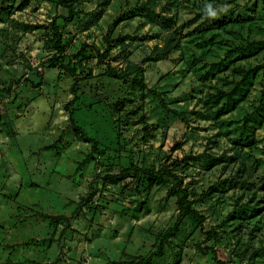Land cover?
Returning a JSON list of instances; mask_svg holds the SVG:
<instances>
[{
  "label": "rangeland",
  "instance_id": "1",
  "mask_svg": "<svg viewBox=\"0 0 264 264\" xmlns=\"http://www.w3.org/2000/svg\"><path fill=\"white\" fill-rule=\"evenodd\" d=\"M58 1L0 0V89H6L0 93V264H125L119 261L150 256L152 264H264V214L240 231L232 226L222 233L232 193L223 202L197 204L207 217L204 229L192 233L185 219L159 254L160 235L178 220L177 197L168 193L175 179L163 172L149 188L141 171V180L128 175L105 181L134 165L146 171L182 165L178 173L200 192L240 154L264 166V125L253 148L233 145L209 116L204 100L211 77L203 75L224 57L233 41L230 30L264 38L263 0H159L179 23L203 5L210 16L227 21L224 38L211 49L196 44L198 21L186 24L181 48L164 61L144 60L164 34L140 15L146 0H112L91 27L82 20L65 23L67 9ZM78 3L96 10L89 0ZM54 22L66 47L57 66ZM261 61L262 54L243 63ZM130 62L143 67L144 91L133 82L134 72L127 79L117 74ZM263 88L260 74L238 116L260 101ZM205 153L213 157L210 169ZM189 154L201 157L185 165ZM45 215H64L70 227L65 218ZM211 228L219 235L205 240ZM238 240L239 247L263 251L255 260L241 259L234 252ZM198 242L216 249L219 259L202 252Z\"/></svg>",
  "mask_w": 264,
  "mask_h": 264
},
{
  "label": "trees",
  "instance_id": "2",
  "mask_svg": "<svg viewBox=\"0 0 264 264\" xmlns=\"http://www.w3.org/2000/svg\"><path fill=\"white\" fill-rule=\"evenodd\" d=\"M78 1L83 0L58 1L59 4L67 9V15L63 16L64 22L82 20L85 26L91 27L101 20L112 0H89L95 3V11H85L83 7H79ZM262 2V15L264 17V0ZM169 9L167 4H162L159 0H146L140 6V15L164 31L161 42L155 44L149 50L144 60L164 61L169 59L182 46L181 33L183 28L186 24H192L193 22L198 21L194 30L197 34L196 38H198L196 39V44L200 48H214L224 38L221 30L225 28L227 21H219L210 16L207 6L203 5L201 12L188 19L186 23H179L177 14L172 13ZM53 27L54 36L52 42L56 48V53L52 66H57L61 56L66 53V47L63 33L59 31L55 22L53 23ZM209 31L210 33H208ZM230 31L233 32V41L227 44L229 47H227L224 57L218 62H213L207 72L203 74L205 79L208 76L211 77V87L213 89L208 91L204 104L207 107L210 118L221 128L222 134L233 145L245 150L257 145L256 133L264 125V88L260 101L257 104H251L250 109L246 108V112L242 116L237 115L240 108L248 101L259 75L261 74L264 79V38L245 37L241 30ZM193 36L195 37V35ZM201 52L203 53L202 49ZM260 54H262L261 62L255 65L246 64ZM111 72L114 73V70L111 69ZM133 72L135 73L134 77H132L133 82L138 84L144 91L147 85L142 75V66L130 62L124 71L117 74L127 79ZM15 84L16 82L12 81L9 88L15 86ZM4 91L6 89H0V93ZM2 117L0 108V120ZM70 120L73 125L76 124L73 112H70ZM4 122L11 125L8 118ZM76 133L79 139L85 138L81 127H76ZM203 156H205V167L210 169L213 157L207 153ZM200 157V155L189 154L183 158V161L185 165H189L191 161L197 160ZM232 161V166L226 174L219 176L213 184L206 189H202L200 192L190 187L185 182L184 176L178 173V170L183 168L182 165L173 167L171 165H164L157 171L150 169L146 171L134 165L122 168L119 174L107 175L105 181L118 182V180L128 175L141 180V171L146 174L149 188L158 181L159 176L163 172L175 179V183L169 187L168 193L171 196L177 197L178 220L174 227L164 231L160 235L156 252L161 254L164 250L165 242L178 232L180 225L185 219L191 223L192 233L196 232L197 229H204L207 217L196 205L203 203L207 199L223 202L227 194L232 193L233 209L220 225L222 233L227 232L232 226L235 231H240L246 222H250L252 218L264 214V166L261 167L259 160L251 155L240 154ZM45 216L56 220L65 218V228L70 227L69 218L64 215ZM246 219L248 220L246 221ZM205 232L207 234L205 240H210L219 235L216 228H211ZM239 244L240 240L236 243L238 247L234 252L241 259L255 260L263 251V247L246 244H242L239 247ZM197 247L204 253L211 252L217 260L219 259L218 252L213 247H203L202 242H198ZM119 262H124L125 264H152L151 256L138 262ZM218 262L219 264L227 263L220 259Z\"/></svg>",
  "mask_w": 264,
  "mask_h": 264
}]
</instances>
